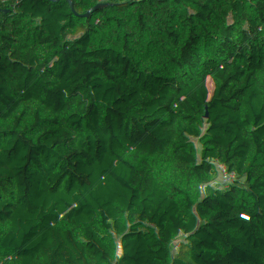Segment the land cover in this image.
<instances>
[{"label":"trees","instance_id":"16d2710c","mask_svg":"<svg viewBox=\"0 0 264 264\" xmlns=\"http://www.w3.org/2000/svg\"><path fill=\"white\" fill-rule=\"evenodd\" d=\"M4 1L0 264H264V0Z\"/></svg>","mask_w":264,"mask_h":264},{"label":"crops","instance_id":"0c3cea01","mask_svg":"<svg viewBox=\"0 0 264 264\" xmlns=\"http://www.w3.org/2000/svg\"><path fill=\"white\" fill-rule=\"evenodd\" d=\"M172 43H173L172 36L170 34H167L162 39H160V41L156 45L148 46L146 48V52L144 56L140 58L132 57V75L127 84V91L129 90L130 86H132V88H130L131 91L129 90L130 93H135V92L138 93L140 91L145 81L151 76L152 65L154 61L157 59H162L166 54L167 47ZM135 75L143 76V80L141 79L139 83H136L137 81L134 78ZM134 83H136L135 86L133 85ZM159 96H160L159 91L154 92L151 95L147 106L152 107L155 104V102L159 99ZM107 101H109L108 103L110 102L113 103V99L111 97H109Z\"/></svg>","mask_w":264,"mask_h":264},{"label":"rangeland","instance_id":"374dc122","mask_svg":"<svg viewBox=\"0 0 264 264\" xmlns=\"http://www.w3.org/2000/svg\"><path fill=\"white\" fill-rule=\"evenodd\" d=\"M53 1L54 0H42L40 2H28L27 8L31 13H36V12H39L41 10L46 9L50 4H52ZM246 1L247 0H234L231 2V5L241 3V2H246ZM134 78L137 81L136 83H139L141 81V79L143 80V76H141V75H135ZM136 83H134L133 85L135 86ZM130 88H132V86H130ZM130 88H129V90L131 91ZM129 90H128V92H129ZM108 102L109 101H107L104 105H105L107 111L111 114L112 113V105L111 104H113V103L112 102L108 103ZM167 219H168L169 225H172L173 215H172L170 210L167 211Z\"/></svg>","mask_w":264,"mask_h":264},{"label":"water","instance_id":"95a60500","mask_svg":"<svg viewBox=\"0 0 264 264\" xmlns=\"http://www.w3.org/2000/svg\"><path fill=\"white\" fill-rule=\"evenodd\" d=\"M7 9V4L4 0H0V10H6ZM7 79H4L1 81L0 83V88L2 87V85L5 83ZM7 102H11V100H7V99H0V104H3V103H7ZM17 102H20V101H17ZM0 130L1 131H9V132H13V133H17L21 130H27V128L25 127H18L16 129H13L12 127H8V126H0ZM30 134V137H31V140L33 141V135L31 132H29ZM53 142L50 141L48 142L47 144H45L44 146H42V148H48V146ZM164 249H168V243H167V240H165V246H164Z\"/></svg>","mask_w":264,"mask_h":264},{"label":"built area","instance_id":"2783aa9c","mask_svg":"<svg viewBox=\"0 0 264 264\" xmlns=\"http://www.w3.org/2000/svg\"><path fill=\"white\" fill-rule=\"evenodd\" d=\"M229 6H230V4H229ZM172 61H173V59L169 62V65L172 64ZM169 78L172 79L173 78V75H170ZM159 90H160L159 86H155L152 89V93L157 92ZM149 99H150V97H149ZM149 99H148V102H149ZM148 102L143 103L142 104V107L140 109L139 108H136V107H133V108L127 109L125 111H122L120 119H123L124 117H127L130 114H132V115L139 114L142 110H144V109L147 108Z\"/></svg>","mask_w":264,"mask_h":264}]
</instances>
